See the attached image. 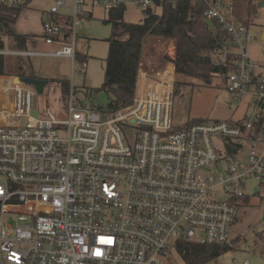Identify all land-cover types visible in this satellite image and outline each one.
<instances>
[{"label":"built area","instance_id":"2783aa9c","mask_svg":"<svg viewBox=\"0 0 264 264\" xmlns=\"http://www.w3.org/2000/svg\"><path fill=\"white\" fill-rule=\"evenodd\" d=\"M26 2L0 0L8 8ZM120 3L56 0L49 10L55 19L42 25L44 43L56 47L48 56L69 59L73 69L75 30L91 16L86 8ZM67 7L70 15L58 14ZM204 17L224 33L221 62L232 58L216 86L245 105L230 123L173 129L178 80L201 79L176 73L169 38L144 39L132 103L113 114L79 102L70 86L56 97L46 84L39 94L2 81L0 264H164L178 239L229 241L246 182H258V192L264 184V66L247 56L254 36L235 19L230 0H208ZM86 67L82 62L80 71Z\"/></svg>","mask_w":264,"mask_h":264},{"label":"rangeland","instance_id":"374dc122","mask_svg":"<svg viewBox=\"0 0 264 264\" xmlns=\"http://www.w3.org/2000/svg\"><path fill=\"white\" fill-rule=\"evenodd\" d=\"M56 0H30L20 11L17 20L11 26L12 36L4 38L5 72L7 75L18 73L19 57L12 52L26 49L38 55L29 58V63L22 65V72L30 77L46 82L53 87L56 97L61 89L56 82L67 81L74 89V95L81 103L87 104L95 111L105 109L108 103L107 94L101 90L104 81V60L107 57L110 25L104 24L106 11L97 6L86 8L91 13L90 18H84L75 30L76 59L72 69L69 59L50 57L55 46L44 43L42 25L44 21L55 19L49 12ZM71 4L72 0H67ZM125 5L124 21L138 23L143 18V7L137 6L138 0H118ZM259 3L258 12L249 26L254 40L245 46L247 56L256 66H264V1ZM159 13V10H156ZM58 14H71V9H59ZM48 19V20H47ZM24 41L25 45L18 42ZM222 60V57H220ZM25 62V61H24ZM86 63L84 72L80 64ZM7 77V76H4ZM6 78H0V86ZM179 79L178 92L174 94L172 107V125L174 130H181L187 123L225 121L233 122L242 117L245 111L244 103H235L229 93L216 84H222V76H215L209 84L199 79ZM57 86V87H56ZM176 87V86H175ZM53 102L51 101V104ZM6 183V179L2 180ZM258 182H246L244 197L238 207L237 220L232 227L229 246L230 250L222 253L214 261L216 264H261L264 257V184L257 191ZM238 238L237 241L234 239ZM164 264H184L181 257L171 248Z\"/></svg>","mask_w":264,"mask_h":264},{"label":"trees","instance_id":"16d2710c","mask_svg":"<svg viewBox=\"0 0 264 264\" xmlns=\"http://www.w3.org/2000/svg\"><path fill=\"white\" fill-rule=\"evenodd\" d=\"M230 1L235 19L250 28L258 12L257 0ZM26 4L15 8L0 4V77L7 76L3 53L4 38L12 36L10 28ZM207 7L208 0H153L152 6L143 9V18L138 23L124 21L125 5L122 2L106 11V18L102 22L110 25L111 32L105 40L108 52L104 60V81L101 87L107 94L108 103L102 110L113 114L132 103L140 52L147 36L176 41L175 71L180 75L199 77L206 84L215 76L226 75L233 67L232 58L226 56L224 62L220 60L224 33L215 20L205 19L204 12ZM56 22H59L58 19ZM18 42L20 43L19 39ZM22 65L19 60L18 73L14 76H22ZM56 84L62 94L68 93L67 81L60 80ZM180 87L176 85L174 94ZM194 123L197 122L187 123L183 128ZM234 240L237 241L238 238ZM174 248L184 264H205L230 250L229 242L205 246L183 239H178Z\"/></svg>","mask_w":264,"mask_h":264},{"label":"water","instance_id":"95a60500","mask_svg":"<svg viewBox=\"0 0 264 264\" xmlns=\"http://www.w3.org/2000/svg\"><path fill=\"white\" fill-rule=\"evenodd\" d=\"M264 5V3H263ZM262 42H264V33L261 36ZM15 83H25L28 85H32L35 87L37 92L40 94L43 91V88L45 87L46 82L42 80H38L37 78L30 77V76H21L15 80ZM33 115L36 116L37 112H33Z\"/></svg>","mask_w":264,"mask_h":264},{"label":"crops","instance_id":"0c3cea01","mask_svg":"<svg viewBox=\"0 0 264 264\" xmlns=\"http://www.w3.org/2000/svg\"><path fill=\"white\" fill-rule=\"evenodd\" d=\"M48 20V19H47ZM45 22V21H44ZM43 22V23H44ZM20 45H25V42L24 41H20ZM51 46V45H50ZM52 46H54V45H52ZM23 50H26L25 48L24 49H18L17 51H15V52H19V51H23ZM15 52H12L13 53V55H15L14 53ZM4 53V52H3ZM16 56V55H15ZM19 57V56H18ZM51 57V56H50ZM19 59L22 61V63H25V64H27V63H29L28 61H29V58H26V57H19ZM64 59H66V58H64ZM25 61V62H24ZM22 76H29L27 73H25V72H22ZM1 78H9L13 83L15 82V80L17 79V78H19V77H17V76H14V75H7V77H1Z\"/></svg>","mask_w":264,"mask_h":264},{"label":"snow or ice","instance_id":"6c2138e0","mask_svg":"<svg viewBox=\"0 0 264 264\" xmlns=\"http://www.w3.org/2000/svg\"><path fill=\"white\" fill-rule=\"evenodd\" d=\"M103 242V241H102Z\"/></svg>","mask_w":264,"mask_h":264}]
</instances>
